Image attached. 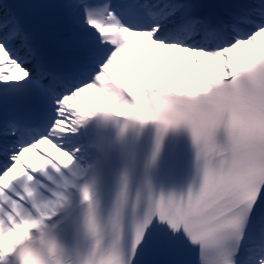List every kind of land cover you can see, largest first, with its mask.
<instances>
[{
    "label": "snow or ice",
    "instance_id": "1",
    "mask_svg": "<svg viewBox=\"0 0 264 264\" xmlns=\"http://www.w3.org/2000/svg\"><path fill=\"white\" fill-rule=\"evenodd\" d=\"M0 264H264V0H0Z\"/></svg>",
    "mask_w": 264,
    "mask_h": 264
},
{
    "label": "bare ground",
    "instance_id": "2",
    "mask_svg": "<svg viewBox=\"0 0 264 264\" xmlns=\"http://www.w3.org/2000/svg\"><path fill=\"white\" fill-rule=\"evenodd\" d=\"M242 53H244L243 49L239 50L234 55L235 56L242 55ZM205 61H206V59H205ZM177 66H179V63H177L176 61L174 63H172L171 65H168V64L165 65V67L167 69V79H170L171 81H173L174 83H176L180 86H186V84H187L186 81H188V80L192 79V81H194L197 79V77L192 75L193 70L189 71V69H187L184 72H180V73L175 72V67H177ZM204 68H205V65H203V69ZM200 72H202V71H200ZM89 96H90V100L93 103L100 102L99 97L95 93H90ZM52 151L54 152V150H52Z\"/></svg>",
    "mask_w": 264,
    "mask_h": 264
},
{
    "label": "rangeland",
    "instance_id": "3",
    "mask_svg": "<svg viewBox=\"0 0 264 264\" xmlns=\"http://www.w3.org/2000/svg\"><path fill=\"white\" fill-rule=\"evenodd\" d=\"M181 56H185L186 57V54H180ZM177 63H179V66H177V67H175V72H177V73H180V72H184L185 70H187V69H189V71L190 70H193L194 69V65H191V64H189L188 62H187V59L185 58V59H183V60H177L176 61ZM174 65V64H173ZM204 65H205V68L206 69H208V68H210V67H214V66H212V65H209L208 63H207V60L204 62ZM204 68V69H205ZM198 71H200L199 69H197ZM198 78V77H197ZM192 80V79H191ZM191 80H188V81H191ZM187 82V81H186Z\"/></svg>",
    "mask_w": 264,
    "mask_h": 264
}]
</instances>
